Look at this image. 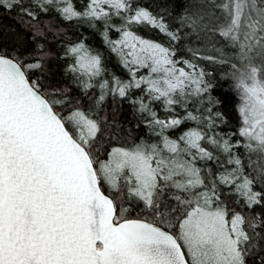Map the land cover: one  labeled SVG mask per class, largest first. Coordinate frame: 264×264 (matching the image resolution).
<instances>
[{
  "label": "snow or ice",
  "instance_id": "6c2138e0",
  "mask_svg": "<svg viewBox=\"0 0 264 264\" xmlns=\"http://www.w3.org/2000/svg\"><path fill=\"white\" fill-rule=\"evenodd\" d=\"M190 3L197 6L191 13L184 9L182 24L197 36L218 35L239 62L192 51L234 70L239 136L257 154L249 166L264 181V0ZM33 5L68 22H103L105 42L131 78H105L102 55L83 40L67 46L64 57L72 62L65 71L74 85L84 97L100 90L92 107H85L71 88L50 89L41 76L33 78L43 74L44 56L29 62L0 52V264H246L249 250L264 242V215L246 217L228 199L235 195L238 204L242 198L248 208L264 205V189L254 190L255 178L234 154L239 141L232 144L201 127L212 129L214 117L223 114L187 111L190 97L213 87L204 70L133 26H151L171 41L180 39L178 33L133 0H83L81 8L76 0H29L28 6L0 0V8H19L36 19ZM109 30L119 38L110 39ZM141 69L147 75L138 76ZM142 86L169 113L161 118L143 99L134 101L155 139L130 145L114 144L112 134L105 139L106 121L96 118L95 109L109 94L124 98ZM177 106L184 115L173 114ZM189 122L195 126L181 131Z\"/></svg>",
  "mask_w": 264,
  "mask_h": 264
},
{
  "label": "trees",
  "instance_id": "16d2710c",
  "mask_svg": "<svg viewBox=\"0 0 264 264\" xmlns=\"http://www.w3.org/2000/svg\"><path fill=\"white\" fill-rule=\"evenodd\" d=\"M219 2V0H217ZM83 3V0H76V7ZM135 6L146 7L153 14L162 16L168 24L169 29L178 33L180 39L171 41L164 33L158 29H154L147 25H135L133 30L142 37L160 42L164 46L175 49L177 58L189 59L198 65L199 69H203L206 73L205 80L212 84V88L202 97H196L207 108H212V115L219 111L223 114V119L215 118L216 134L230 139V143L235 144L240 142V147L234 148L233 152L238 155L244 164L245 174L250 178H255L254 190L264 189V181L259 179V174L255 166H249L250 161L257 159L256 153H250L243 145L247 142L245 138L239 136V128L241 127V118L238 112L240 94L235 88V80L231 73L234 71L230 63L221 64L214 63L205 59L193 57L192 51L198 50L200 56H213L219 58L222 54L225 59L231 63H239L233 57V49L227 46L226 41L218 35L205 34L201 32L199 36L193 34L181 22V16L184 14V9L188 8L189 13L197 5H192L190 0H133ZM25 6H28L29 0H24ZM32 10L36 13V19H31L22 15L19 8L5 10L0 8V52L19 55L20 59L29 62H34L41 56H44L45 66L44 72L32 73L33 78L41 76V82L47 88H71L73 98L82 100L85 107H92L93 100L98 97L100 91L96 93L92 90L87 97L77 88L71 75L67 74L65 69L72 62L71 58L64 57L65 48L72 43L89 38V30H81L74 21L68 22L54 10L43 12L39 8L32 6ZM219 15V10H215ZM113 23V22H111ZM115 24V23H114ZM120 24V23H119ZM119 24H116L117 26ZM104 31V28H103ZM92 36V35H91ZM108 37L110 39H118L119 36L113 30H109ZM215 44V48L213 47ZM43 46L41 51L40 46ZM219 48L221 51H216ZM47 54V55H45ZM110 66V68H109ZM182 66V65H181ZM105 78L111 79L113 75L124 81L126 73L122 71L119 65H106ZM142 75H147L145 70H142ZM140 74V71L138 72ZM137 74V75H138ZM211 96L213 101L219 103H209L208 97ZM110 98V99H109ZM106 98L100 105L96 118L101 121L107 118L103 126L105 128V139L109 134H112L115 139L113 143H128L139 142L141 139L149 140L151 138V130L146 124V114H141L138 111V103L143 99V102L149 104L157 114L164 118L161 107L162 102L151 100L146 94L144 86L141 89H130L124 98L118 95L112 98ZM196 100L189 99L187 111L195 110ZM185 109L177 106L175 109L176 115H184ZM209 115L205 111L204 116ZM186 123V126H189ZM220 157V161H226V156L220 152L216 153ZM211 163V162H209ZM213 170L217 169V165H212ZM231 169V165H226ZM237 199L235 195L228 199V203L235 211L240 212L246 217L256 215H264V205H254L248 208L243 199L240 198V203H234ZM246 227V226H245ZM249 232L251 231L248 229ZM264 242H260V246L255 249H250L246 256V264H261L264 260Z\"/></svg>",
  "mask_w": 264,
  "mask_h": 264
},
{
  "label": "rangeland",
  "instance_id": "374dc122",
  "mask_svg": "<svg viewBox=\"0 0 264 264\" xmlns=\"http://www.w3.org/2000/svg\"><path fill=\"white\" fill-rule=\"evenodd\" d=\"M82 4H80L77 8H81L82 7ZM111 22H113L115 24H119L120 23V20H119V18L113 17ZM74 23L77 26H79L81 30H89V32H88L89 38L88 39L84 38L82 40L93 51V53H100L102 55L104 67H106V65H111L112 66V64H115L116 63V65H119L120 69L126 73V78L124 79V81L127 82L131 78L130 77V74H129V72H128L127 69H125V68L122 67V65L118 61L117 56L110 51L109 46L106 44L105 37H104V31H103V28H104L103 22H97L95 27L89 26V23L87 21H83V20H81V21H75L74 20ZM109 68H110V66H109ZM142 70L143 69L140 70V74H138V76H140V75L143 74L142 73ZM145 72L147 73V70H145ZM93 91L96 93V92H98L100 90H99V88H96ZM96 95H97V93H96ZM111 96L113 98L116 95L113 96V95L109 94V95H107L106 98H109ZM189 99L196 100V97H190ZM156 102L157 101H154V103H156ZM240 103H241V101L239 100V105H240ZM98 109H95L96 113H98V111H99ZM197 109H200V113H198V114H202L204 116V113L206 111V105H204L199 100H196V102H195V110L197 111ZM161 110H162V113L164 114V116H163L164 118L169 115V113H166L165 112L164 105L163 104H162ZM173 114H176V113H173ZM102 121L108 122L107 118H104ZM206 123H207V121H205V124ZM193 126H195V125L190 122L189 126L184 125L182 127L181 131L187 129L188 127H193ZM201 127H204V130L206 132H208L210 135L217 133V131L215 130L214 127L212 129H208L204 125H201ZM171 134L173 136H175L177 133L176 132H173ZM216 135L219 137L218 134H216ZM154 139H155V137H153L152 134H151V138L148 141L151 142ZM124 144L125 145H128V143L127 144L124 143Z\"/></svg>",
  "mask_w": 264,
  "mask_h": 264
}]
</instances>
